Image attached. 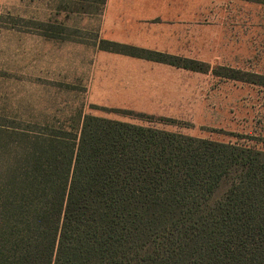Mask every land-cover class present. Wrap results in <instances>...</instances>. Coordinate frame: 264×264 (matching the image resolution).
<instances>
[{
    "label": "trees",
    "instance_id": "trees-1",
    "mask_svg": "<svg viewBox=\"0 0 264 264\" xmlns=\"http://www.w3.org/2000/svg\"><path fill=\"white\" fill-rule=\"evenodd\" d=\"M39 130L0 124V264H264V151L92 115Z\"/></svg>",
    "mask_w": 264,
    "mask_h": 264
},
{
    "label": "rangeland",
    "instance_id": "rangeland-1",
    "mask_svg": "<svg viewBox=\"0 0 264 264\" xmlns=\"http://www.w3.org/2000/svg\"><path fill=\"white\" fill-rule=\"evenodd\" d=\"M193 1L177 57L197 71H174L167 104L126 106L91 102L105 0H0V124L78 132L92 115L264 151V0Z\"/></svg>",
    "mask_w": 264,
    "mask_h": 264
},
{
    "label": "crops",
    "instance_id": "crops-1",
    "mask_svg": "<svg viewBox=\"0 0 264 264\" xmlns=\"http://www.w3.org/2000/svg\"><path fill=\"white\" fill-rule=\"evenodd\" d=\"M192 3H194L192 5ZM191 0H106L101 36L108 41L178 56L183 10ZM90 80L94 105L169 103L177 67L98 50Z\"/></svg>",
    "mask_w": 264,
    "mask_h": 264
}]
</instances>
